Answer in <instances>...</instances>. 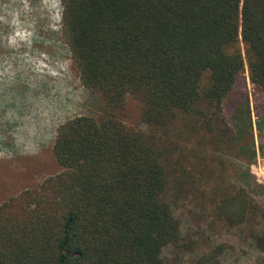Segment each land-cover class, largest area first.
<instances>
[{"label": "trees", "instance_id": "16d2710c", "mask_svg": "<svg viewBox=\"0 0 264 264\" xmlns=\"http://www.w3.org/2000/svg\"><path fill=\"white\" fill-rule=\"evenodd\" d=\"M62 6V37L97 114L61 124L51 149L60 171L0 204V264H170L165 248L190 253L194 241L165 198L176 145L158 134L176 122L187 141L214 133L215 115L245 70L264 97V0ZM128 95L140 104L146 134L124 124ZM217 206L228 221L258 220L250 235L264 253V208L242 190ZM223 249L192 264H219Z\"/></svg>", "mask_w": 264, "mask_h": 264}, {"label": "rangeland", "instance_id": "374dc122", "mask_svg": "<svg viewBox=\"0 0 264 264\" xmlns=\"http://www.w3.org/2000/svg\"><path fill=\"white\" fill-rule=\"evenodd\" d=\"M62 12V0H0V204L60 171L51 149L61 124L97 114L63 40ZM139 116L140 104L126 96L124 124L146 134ZM215 118L218 127L204 138L187 141L179 122L158 134L176 145L165 198L182 235L194 241L193 252L167 247L163 256L170 264H192L222 245L219 264H264L250 235L258 220L247 215L237 223L217 213L220 201L238 190L264 208V97L246 70ZM222 126L228 135H218Z\"/></svg>", "mask_w": 264, "mask_h": 264}]
</instances>
